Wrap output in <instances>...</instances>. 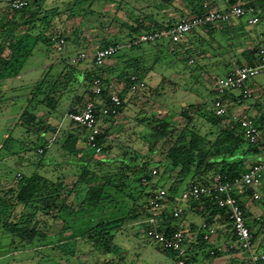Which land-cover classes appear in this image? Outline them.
<instances>
[{
    "label": "trees",
    "instance_id": "16d2710c",
    "mask_svg": "<svg viewBox=\"0 0 264 264\" xmlns=\"http://www.w3.org/2000/svg\"><path fill=\"white\" fill-rule=\"evenodd\" d=\"M93 1L77 0L72 4L73 6L70 9L79 11L84 6H87L90 9L89 11L93 13V10H91ZM160 1L165 8L171 9H178L176 4L178 1H181L187 9V13L181 14L179 19L200 16L211 10H222L234 5L252 6L258 17V23L256 25L264 23V0H250L246 3H238L237 0H228L229 4L223 8L215 6L212 2L213 0ZM37 2L38 0L19 11L9 10L8 8L5 10L0 9V75L9 71L12 68V63L28 58L32 53L33 47L38 42L53 47L54 50H56V43L60 39H63L66 44V38L63 34L51 30L49 16L45 15L42 19H39L38 13L31 12V6H37ZM213 6L216 8H213ZM156 15L157 12L154 15H145L143 19L135 21L134 27H128L131 31L129 36L121 42L124 43L141 32L169 28L175 22H171L170 20L157 22L155 19ZM241 19L239 18V20ZM234 23L233 20L230 22H217L209 24L199 30H201V33H206L209 37H213L217 29L224 30L226 31V38L229 41H233L235 37H239L241 34L242 37L249 35L241 28L237 29V26L235 28L236 24ZM21 26L26 27V30L22 37L19 38L15 36V33ZM140 29L143 30L141 31ZM199 30L192 31L188 34V37L186 35L180 42H168L169 44L175 45L177 50L183 51L186 56V61L190 63L194 62L191 57L203 53L198 48V42H193L194 37H198L199 40L202 39V36H199L201 35L198 32ZM121 42L115 41L101 44L90 53L84 50L77 51L74 55L66 57L59 73L54 75L47 71L40 80L33 84L29 92V102H36V104L44 107L49 112H53L57 109L62 98L69 91H72L76 85L81 82L87 83L88 88L83 95L75 97V102L79 103V106L68 111V115L81 111L87 102H94L95 116L100 129V134L96 137L95 146L99 147L100 151L105 153L110 148L104 145L106 143L107 129L102 128L103 123L115 118L122 112L125 106L124 99L126 93L133 94L130 92L131 77L134 76L139 81H144L143 77L139 74L145 75L148 70L153 69V67L160 63V56L162 55V52L159 51L158 54L148 56L145 60L137 58L122 60L118 57L122 52L139 50L145 45L153 46L159 44L158 42L148 43L140 47L120 50L101 66L94 64L92 55L96 50L104 49L109 45H115ZM262 42H264V39L255 48L243 52L244 57L249 60L247 63L254 60V55ZM5 49L11 51L8 59L2 58ZM82 52L87 54V58L72 62V59L76 58ZM86 63H89L90 66L88 69L80 67ZM110 76H114L115 80L113 82L111 79L108 80ZM96 79L100 81L101 85V93L98 96L93 94V81ZM117 88L120 90V106L116 109V113L113 114L110 112L108 115H103L101 109L104 107L109 108L110 106V91L113 89L116 90ZM208 95L211 98L210 102L217 96L216 91L213 89L209 90ZM220 99L225 103L227 109L224 116H215L212 109L209 111L203 108H199L192 113L190 111L182 112V118L185 119L186 123L176 136L175 130L170 127V122L167 120L152 118L146 123L156 135L167 137L174 135L173 142L161 153L162 158L156 164L150 159L138 161L135 157L128 159L121 157L117 160L109 161L106 158L96 159L93 156L85 158L84 147L90 149L93 154L96 153L86 145L84 129L70 121L71 129L59 141L63 155L70 158L69 164L78 168L77 177L72 182L69 190L70 194L68 193L67 186L58 177L53 180L35 171L29 175H22L20 173V178H16L15 174L13 176L14 183L4 186L0 185L1 232L12 236L13 245L17 241V246L14 247L16 251L21 247L24 248L33 244L37 240H44L48 223L39 220L38 215L42 214L52 219L60 220L62 223L59 238L61 243H63L62 240L64 239V242H66L68 239L85 238V240L91 242L95 250H98L99 257L97 261L118 264L115 262V256L120 251L115 243L116 231L125 224L132 222L139 224L143 234L144 229H146L143 220L149 217L148 201L156 188L166 187L164 183H161L162 179H169L175 173L173 182L168 187L167 201L172 203L175 197H177L176 194L179 187L184 182L186 185L189 183L207 184L216 175H221L226 180H233L239 177L248 167L259 163L261 157H264V116L261 115L259 120L254 119L256 126L261 131V135L257 144H249L244 138L238 123L234 120L231 122V115L229 113L231 103L238 105L243 100L245 101V99L241 95L230 92L220 96ZM194 106L195 104H189L188 109L193 110ZM195 114H198L199 118L203 119L211 128L217 127L222 120L229 119L231 121L219 129L216 134H202L199 128L193 123V116ZM20 118L22 119V124L30 128V131L26 129V132L36 135V140L30 149H35V152L40 155V161L37 163L38 166L45 165L47 161L43 157L48 150V139L45 135L50 133L52 136L57 130L45 121L35 118V116L26 110L21 114ZM139 121L142 122L143 120L141 119ZM80 142L84 144L83 147L79 146ZM39 149L42 150V153H38ZM249 155H252L254 158L261 157L253 162L252 165L244 168V164L247 162ZM152 168H162V173L158 176L157 170V175L152 176ZM93 169L95 170L94 173L96 176L89 178ZM207 174L213 175L208 179L206 178ZM157 176L158 179L153 181ZM144 180L145 182H143ZM79 186L82 187L80 190L84 192V196L77 207H73L66 202V196L71 195V193H76L79 190ZM247 194L250 195V191H247ZM123 199L131 201L130 208L123 206L121 202ZM246 200L248 199L242 198L239 201L244 212L246 226L252 234L253 247L255 248L257 237L260 234H264V216L262 215L256 218L254 220L255 225H251L247 221L248 215L244 204ZM104 209H109V213L113 211L116 215L112 216L109 220L100 221L90 227H75L77 222L86 220L96 213H101ZM195 211L200 214L203 221L210 225H212L214 219H217V223L220 222L219 225L227 223L229 225V241L227 243L234 241L231 224L223 210L212 204L207 198L187 203L178 218H174L172 212L165 209L158 220L159 227L165 229L167 235L173 231L181 230L184 236L191 237V253L184 258V264H190L193 259L197 258L198 254L205 249L206 243L208 242L203 239L201 233L195 232L194 226H190L188 231H184V228L179 224L181 218L185 217L189 212ZM255 227H257V231L254 233ZM68 231L70 233L67 239L66 236L64 237L62 235ZM155 246L165 255L176 261L175 255L172 252L164 250L158 245ZM212 251L213 253L211 254ZM254 251L264 252L262 249H255ZM236 253L238 251L233 250L228 255L231 258ZM206 255L219 258L224 254L217 252L215 248H210L206 251ZM234 260L235 262L233 264H236V259Z\"/></svg>",
    "mask_w": 264,
    "mask_h": 264
},
{
    "label": "rangeland",
    "instance_id": "374dc122",
    "mask_svg": "<svg viewBox=\"0 0 264 264\" xmlns=\"http://www.w3.org/2000/svg\"><path fill=\"white\" fill-rule=\"evenodd\" d=\"M75 1L77 0H38L37 6H31V12L38 13L39 19L45 15L49 16L51 30L63 34L66 38L63 52L58 53L53 47L38 42L28 58L12 63V68L0 75V185L14 183L13 176L17 173L29 175L35 171L53 180L58 177L67 186L69 193L71 184L77 177L78 168L69 164L70 158L63 155L59 141L71 129L68 111L79 106V103L75 102V97L82 96L88 85L85 82L76 85L62 98L57 109L53 112H49L36 102H29L31 87L47 71L54 75L59 73L66 57L74 55L77 51L84 50L90 53L101 44L126 40L131 32L128 27H134L135 21L143 19L145 15H154L157 12L155 17L157 22L168 20L174 22L181 17V14L187 13V9L181 1L176 4L178 9H171L165 8L160 0H94L91 7L93 13L87 6L79 11L71 10ZM248 1L250 0H237L238 3ZM212 2L218 8L229 4L228 0H213ZM215 6L213 8H216ZM0 9L5 10L7 6L0 4ZM246 22L247 17L233 20V23L236 24L235 28L236 26L237 29L241 28L251 35L252 39H242L241 34L233 41H229L224 30L217 29L213 37H209L199 30L198 32L201 34L199 36H202V39L194 37L193 42H198V48L203 53L191 57L194 60L193 63L186 61L184 52L177 50L175 45L169 44L167 41L158 42L159 44L153 46L145 45L139 50L120 53L118 57L122 60L128 58L145 60L146 57L154 56L159 51L162 52V55L160 63L153 69L148 70L145 75L139 74L146 83L145 88L133 94L126 93L122 112L103 123L102 128L107 129L104 145L110 148L108 152L100 151L99 154H93L90 149L84 147V157L106 158L108 161L121 157L127 159L135 157L138 161L150 159L156 164L162 158L161 153L173 142L174 135L169 137L156 135L146 123L152 118L167 120L170 122V127L175 130L176 136L186 123L182 118V112L190 111L192 113L199 108L211 110V98L208 92L213 88L214 79L222 77L234 65L247 63L249 60L244 57L243 52L255 48L262 41L256 37L258 33H262L264 36V23L253 26ZM25 30L26 27L21 26L15 36L22 37ZM10 55L11 51L5 49L2 58L8 59ZM80 67L88 69L90 66L89 63H86ZM109 79L112 82L115 80L114 76H110ZM246 88L253 90V96L248 100H243L242 103L240 102L241 104H230L229 113L232 121L225 119L220 121L217 127L211 128L209 124L199 118L198 114H195L193 123L199 128L200 133L216 134L230 121H237L245 116L259 120L261 115L264 116V76L250 80L246 84ZM234 93L239 94V91H234ZM189 104H195L193 110L188 109ZM25 110L57 130L52 136L50 133L45 135L47 139L52 138L54 141L43 157L47 161L43 166L37 164L40 161V155L35 152V149H30L36 140V135L26 132V129L30 131V128L22 124L20 118ZM141 119L142 122L139 121ZM79 146L83 147L84 144L80 142ZM260 157L254 158L249 155L244 168L252 165ZM157 170L159 176L162 173V168H157ZM94 172L93 169L89 178L96 176ZM212 175L207 174L206 178L210 179ZM158 176L153 181L157 180ZM174 177L175 173L169 179H162L161 183L169 187ZM185 185L184 182L179 187L176 196L179 197ZM261 187L264 188V180ZM81 188L79 186L76 193L66 196L68 204L77 207L84 196ZM259 195V201L246 200L244 203L248 215L247 221L251 225H255L256 218L264 216V190L259 191ZM121 202L124 207L130 208V200L123 199ZM108 211L109 209H104L101 213L81 220L76 223L75 227H90L116 215L115 212L110 211L109 213ZM38 218L48 223L45 239L37 240L17 251L14 250L17 241L13 245L12 236L3 234L0 230V264H109L105 261H97L98 250H95L91 242L85 238L68 240L60 246L57 239L62 226L60 220L42 214H39ZM202 221L203 218L195 211L189 212L181 218L179 224L184 228V231H188L190 226H194L197 233ZM219 223H217V219H214L212 225L218 228L220 243L218 244L215 240V236L211 238L206 243L205 249L190 264H233L235 262L234 255L233 259L228 256L227 259L221 260L206 255V251L222 245L221 243L225 242L229 236V225L227 223L219 225ZM141 230L139 224L130 222L116 231L115 243L120 250L115 256L116 263L176 264L173 258L165 255L148 240ZM255 231H257V227L254 228V233ZM69 233L70 231L62 236L68 237ZM187 238L191 239L190 236ZM255 249L264 250V234L257 237L255 248L253 247L252 250Z\"/></svg>",
    "mask_w": 264,
    "mask_h": 264
},
{
    "label": "built area",
    "instance_id": "2783aa9c",
    "mask_svg": "<svg viewBox=\"0 0 264 264\" xmlns=\"http://www.w3.org/2000/svg\"><path fill=\"white\" fill-rule=\"evenodd\" d=\"M36 0H0V4H5L9 10L19 11L28 7ZM247 17L248 25H256L258 17L252 6L234 5L222 10H211L200 16L180 18L169 28L151 32H141L124 43L109 45L104 49L96 50L92 58L96 66L103 65L116 52L123 49L140 47L148 43L167 41L177 43L182 41L186 35L192 31L199 30L205 26L217 22H230L234 19ZM65 41L60 39L56 43V51H62ZM87 54L82 52L72 59L85 60ZM264 76V42H262L254 55V60L250 63L237 65L228 70L225 75L214 79L213 90L216 91V98L211 102V109L215 116L222 117L227 109L220 96L227 92L239 91L245 100L250 99L252 91L246 88V84L258 77ZM145 88V82L139 81L136 77H131L130 92L135 93ZM119 91H110V106L101 109L103 115L116 113L121 100ZM101 93V85L98 79L93 81V94L98 96ZM235 94V93H234ZM69 120L81 126L85 131V143L92 148L96 154L100 153V148L95 146L96 137L100 134V129L95 116V104L89 101L78 113L70 114ZM249 144L255 145L261 135V131L255 124V120L250 117H241L236 121ZM52 138L47 140V148L53 143ZM38 153H42L39 149ZM264 155V154H263ZM264 157L259 163L245 169L241 175L233 180H226L221 175L214 176L207 184L189 183L182 190L179 197H175L172 203L167 201L168 187L156 188L148 201L149 217L143 220L146 225L143 235L155 245L172 252L176 258V264H184V258L191 253L190 240L184 236L181 230H176L167 235L165 229L159 227L160 219L165 209L172 212L174 218L180 217L184 206L189 202H196L202 198H207L212 204L222 209L231 224L234 234V241L228 242L224 246L216 247L217 252L228 255L236 250L242 259L236 264H264V252H257L253 249V237L246 226L244 212L240 206V199L246 198L251 201L260 199L259 191L264 180ZM151 175H157V169H151ZM20 173L16 178H20ZM145 182V180L143 181ZM250 191V195L247 194ZM197 233H201L205 241H209L215 235V227L202 221ZM213 251L211 252V254Z\"/></svg>",
    "mask_w": 264,
    "mask_h": 264
},
{
    "label": "crops",
    "instance_id": "0c3cea01",
    "mask_svg": "<svg viewBox=\"0 0 264 264\" xmlns=\"http://www.w3.org/2000/svg\"><path fill=\"white\" fill-rule=\"evenodd\" d=\"M223 7H225V6H223ZM223 7H222V8H223ZM177 20H178V19H177ZM263 32H264V31H263ZM256 36H258L259 39H262V40L264 39V36H263L262 33H260V34L258 33V35H256ZM246 38H247V39H248V38H249V39H252L249 35L243 37L242 39H246ZM244 64H245V63H244ZM239 65H243V64H239ZM234 66H237V65H234ZM234 66H233V67H234ZM231 68H232V67H231ZM231 68H229L228 70H230ZM228 70H227V71H228ZM224 75H225V74H224ZM251 91H252V94H253V90H251ZM262 190H264L263 187L260 188V191H262ZM213 226L215 227V230H216L215 232H216V233H215V235H213L211 238H213V237L215 236V240H216V241L218 242V244H219V243H220L219 240H218V234H219V233H218V231H217L218 228H216L215 225H213ZM64 237H65V236H64ZM59 238H60V234H59V237L57 238V239H58V242H59L58 244H61V245H62L63 243H66V242H64V240H65L64 238H62V239H64V240H62L63 243H61V241H59ZM66 238L68 239V237H66ZM68 240H69V239H68ZM227 241H229V237L227 238V240H226L225 242L227 243ZM225 242H223V243H221V244L224 245ZM58 244H57V246H58ZM222 245H220V246H222ZM228 256H229V255H225V254H224L223 256H220L219 259H217V260H221V259H223V258L227 259ZM232 257H233V255H232ZM232 257H231V258H232ZM235 259H236V262H240V261H241L240 259H242V255H240L239 253H236V255H235Z\"/></svg>",
    "mask_w": 264,
    "mask_h": 264
}]
</instances>
